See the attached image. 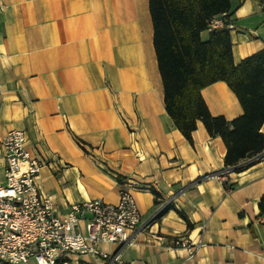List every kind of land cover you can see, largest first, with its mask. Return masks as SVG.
Masks as SVG:
<instances>
[{
    "label": "crops",
    "instance_id": "obj_1",
    "mask_svg": "<svg viewBox=\"0 0 264 264\" xmlns=\"http://www.w3.org/2000/svg\"><path fill=\"white\" fill-rule=\"evenodd\" d=\"M227 16L234 65L264 50L255 0H231ZM200 93L212 116L242 114L225 82ZM11 130L25 133L35 155L60 160L38 180L59 214L90 199L115 204L122 186L142 214L160 209L132 243L98 244L106 259L68 255L59 264H264V157L230 172L226 191L214 175L225 169L222 139L197 121L189 143L174 126L148 0H0V143ZM202 224L193 258L172 247L174 236L197 240Z\"/></svg>",
    "mask_w": 264,
    "mask_h": 264
},
{
    "label": "trees",
    "instance_id": "obj_2",
    "mask_svg": "<svg viewBox=\"0 0 264 264\" xmlns=\"http://www.w3.org/2000/svg\"><path fill=\"white\" fill-rule=\"evenodd\" d=\"M153 24V44L164 89L165 110L174 126L192 143L191 133L201 121L210 136H219L225 147V169L240 172L264 152V50L234 65L227 28L231 0H148ZM264 9V0H255ZM224 25L211 29L206 41L200 32L210 20L222 16ZM223 81L235 94L242 114L227 121L212 116L201 89ZM224 189L231 186L223 182ZM264 216V196L258 202ZM176 212L185 220L180 210ZM5 264V263H1Z\"/></svg>",
    "mask_w": 264,
    "mask_h": 264
},
{
    "label": "built area",
    "instance_id": "obj_3",
    "mask_svg": "<svg viewBox=\"0 0 264 264\" xmlns=\"http://www.w3.org/2000/svg\"><path fill=\"white\" fill-rule=\"evenodd\" d=\"M223 15L210 20L208 28L224 25ZM227 28L231 26L227 23ZM4 176L0 183V264H59L68 255H92L106 259L97 245L114 244L119 248L132 243L134 236L153 224L159 207L147 215L140 212L132 194L122 186L117 203L90 199L71 204L59 214L39 187L40 171L60 160L35 155L20 130L8 131L1 140ZM264 157V152L258 155ZM222 183L228 174L215 175ZM200 226L197 240L174 236L173 248H183L193 258L204 245ZM158 239L161 237H157Z\"/></svg>",
    "mask_w": 264,
    "mask_h": 264
}]
</instances>
